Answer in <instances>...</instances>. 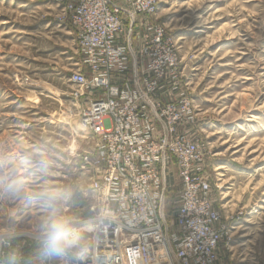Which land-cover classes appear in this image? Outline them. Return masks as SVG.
I'll return each mask as SVG.
<instances>
[{"label":"rangeland","instance_id":"1","mask_svg":"<svg viewBox=\"0 0 264 264\" xmlns=\"http://www.w3.org/2000/svg\"><path fill=\"white\" fill-rule=\"evenodd\" d=\"M68 1L0 0V233L11 234L31 264H40L45 251L57 264L45 238L54 210L39 193L70 195L58 215L85 221L98 212L91 172L80 163L95 139L78 116L84 99L76 105L70 96L69 75L81 56L61 11ZM157 3L151 19L163 24L177 51L215 208L231 238L219 242V258L264 264V0ZM175 205L171 187L168 221Z\"/></svg>","mask_w":264,"mask_h":264},{"label":"built area","instance_id":"2","mask_svg":"<svg viewBox=\"0 0 264 264\" xmlns=\"http://www.w3.org/2000/svg\"><path fill=\"white\" fill-rule=\"evenodd\" d=\"M62 1V0H61ZM69 0L61 11L81 59L69 75L78 116L95 139L80 156L98 212L87 252L57 264H224L210 165L177 51L155 16L157 0ZM59 3V4H60ZM134 45V47L132 46ZM176 189L171 220L166 199ZM0 233V264H31ZM8 256V257H7ZM45 251L40 264H50Z\"/></svg>","mask_w":264,"mask_h":264},{"label":"clouds","instance_id":"3","mask_svg":"<svg viewBox=\"0 0 264 264\" xmlns=\"http://www.w3.org/2000/svg\"><path fill=\"white\" fill-rule=\"evenodd\" d=\"M40 163L41 167H46L43 161ZM37 199L45 207L54 210L53 215L45 221V238L49 251L57 255H63L66 251H74L76 255L87 252L89 241L84 233L92 232L95 225L91 222L84 224L73 217L55 212L59 205L68 202L70 195L49 188L39 193ZM8 264H16V258L10 257Z\"/></svg>","mask_w":264,"mask_h":264},{"label":"crops","instance_id":"4","mask_svg":"<svg viewBox=\"0 0 264 264\" xmlns=\"http://www.w3.org/2000/svg\"><path fill=\"white\" fill-rule=\"evenodd\" d=\"M69 21V20H68ZM69 24H70V21H69ZM70 26H71V24H70ZM71 28H72V26H71ZM72 31H73V29H72ZM73 34H74V32H73Z\"/></svg>","mask_w":264,"mask_h":264},{"label":"bare ground","instance_id":"5","mask_svg":"<svg viewBox=\"0 0 264 264\" xmlns=\"http://www.w3.org/2000/svg\"><path fill=\"white\" fill-rule=\"evenodd\" d=\"M222 167H219V169H221Z\"/></svg>","mask_w":264,"mask_h":264}]
</instances>
